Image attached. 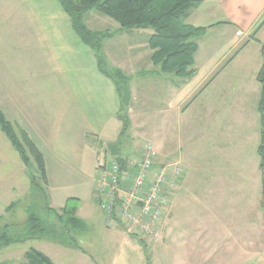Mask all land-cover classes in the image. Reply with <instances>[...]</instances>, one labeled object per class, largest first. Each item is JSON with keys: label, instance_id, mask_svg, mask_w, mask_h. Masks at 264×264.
<instances>
[{"label": "crops", "instance_id": "0c3cea01", "mask_svg": "<svg viewBox=\"0 0 264 264\" xmlns=\"http://www.w3.org/2000/svg\"><path fill=\"white\" fill-rule=\"evenodd\" d=\"M185 22L194 27H206L205 33L194 39L198 48L194 54L193 73L185 79L160 72L150 61L151 51L147 40L151 30L145 34L144 43L139 44L145 28L120 29L119 25H115L112 31L116 33L103 40L102 49L105 50L108 41L122 38L114 40V46L109 45V52L107 54L105 50L104 55L113 61L112 69H119L130 78V99L126 108L130 128L136 126L135 121L143 119L142 105L136 104L143 94L144 80L152 78L149 83H153L155 95L158 96L156 119L157 144L160 147H166L167 150L172 147L179 154L181 128H184L182 118L188 114L185 116L186 121L188 127H192V122L201 115L197 114L200 108L203 109V118L210 136L214 134L213 128L236 129L234 134L221 131L222 138L217 142V153H220L224 151L221 146L232 144V137L238 138L237 147L233 149L237 153L236 158H231L237 163L236 169H221L217 173L220 181L216 180L218 183L215 188L208 189L217 192V196L206 199L205 207L211 213L209 219L214 218L215 222L218 220L222 230L203 233V254H196L202 259L196 258L197 261H194L195 264H206L213 255L211 248L215 243L214 236L222 234L223 230L225 232L221 236L228 237V233H233L230 228L234 221L233 215L236 214L233 209L241 204L250 207L254 183L256 190L261 188L259 158L256 153L259 143L257 104L260 93L256 73L262 63L260 48L264 41V0H203L190 10ZM126 46L132 55L126 53ZM24 80L44 81L48 87L55 81L56 94L61 97V103L54 115L56 127H59V138L53 154L85 177L87 192L84 190L83 193L103 214L96 191L95 160L101 151H105L109 158L125 159L126 155L121 151L126 140L119 141L122 127L119 115L123 111L114 82L99 71L93 52L73 31L68 15L57 0H0V109L12 124L23 129L39 147L33 139L34 127L39 131L40 127L46 130L51 126L49 111L52 108L46 110L44 107L39 111L30 87L22 83ZM199 100L200 104L194 107ZM247 103L252 104L250 113L246 110ZM138 126L143 125L139 123ZM247 144H252L248 151L249 160L243 156ZM43 157L46 166V157ZM222 157L231 160L224 155ZM27 173L18 152L0 130V222L12 210L6 212V208L11 203H19L20 198L24 199L28 194L30 181ZM189 176L190 173L185 169L173 199L177 197L184 182L189 181ZM46 177L48 185L50 178L47 171ZM69 197L80 200L76 215L85 223L80 216L82 194H71L64 200L59 199L58 209ZM258 200L260 202L261 197ZM253 221L256 222L251 219L249 230L244 229L245 232L253 231L258 226ZM165 223L162 220L159 224L161 232ZM104 226L105 238L100 255L104 257L109 252L118 255L124 251L133 263L137 258L134 255L136 246H142L123 228L107 227L105 223ZM26 243L0 246V264H27L25 253L34 247ZM13 245L19 247H11ZM250 247L254 249V255L258 253L254 244ZM142 250L147 264V250ZM165 252L158 247L152 255L147 252L149 263L169 264ZM140 262L142 264V259Z\"/></svg>", "mask_w": 264, "mask_h": 264}, {"label": "rangeland", "instance_id": "374dc122", "mask_svg": "<svg viewBox=\"0 0 264 264\" xmlns=\"http://www.w3.org/2000/svg\"><path fill=\"white\" fill-rule=\"evenodd\" d=\"M84 17H86V21L84 20V22L87 23L89 28L94 29L93 31H112L114 26L118 25L114 19L95 9L88 11ZM149 32V28L143 30L142 39L139 40V44L144 43V36ZM120 39L122 38L118 37L108 41L105 47L106 51H104L108 54V46H114V40L118 41ZM122 49H124V47ZM124 50H126V53L129 52L127 46ZM104 51L102 49L105 66L108 70H111L114 68L113 61L105 57ZM22 52L23 50H21V54L23 55ZM39 53L40 52L37 51V55H39ZM149 79L152 78L144 80L145 83L142 87L143 94L136 104L142 105L143 119L141 121H135L136 126L129 127L120 137L119 141L122 140L125 142L126 140L121 152L126 155L125 158L129 159V161L131 159H138V154L143 145L147 141L151 142L158 152L157 166H161L164 163L167 164L169 162L179 161L183 167V176L185 174V169L190 173V176L189 181L186 180L181 190L179 189L180 191L177 197L173 199V195L170 200L168 214L164 218L166 223L164 224L163 232L160 230V239H162V241L160 242L159 240L153 243L147 242L142 237L137 238L144 241L146 250L151 255L157 247L158 249L161 248L162 251L165 250L166 258L169 259V264H195V261L202 259V257L198 255L203 254L201 251L204 249L205 242L203 233L222 230V224H220L218 220L215 222L214 218L212 220L209 219L211 213H208L205 203L207 198L210 199V196H217V192L208 191V189L215 188L214 186L220 181V177L217 173L220 172L221 169H236L237 161L231 158H236L237 153L233 151V149L237 147V137H232V144L226 147L221 146V150L224 151L217 153L219 150L217 142L222 138L220 135L221 131L225 134H234L236 129L234 127L222 129L213 128L214 134L210 136V134L207 133L209 130L206 127V121L203 118V109L200 108L197 114L201 113V115L192 122V127H188L189 123L186 121L187 118L185 116L188 114L182 118V123H184L182 125L184 128H181V150L179 154L177 150L172 147L170 150H167L166 147L165 149L160 147L157 144L158 118L156 114V101H158V96L155 95L156 88L152 82L149 83ZM22 83L28 84L30 87L31 96L36 100V107L39 111L43 110L44 107L46 110H49L50 107L53 109V113L52 109L49 111V123L51 126H48L46 130L40 127L39 131L34 127L35 132L32 131L35 133H33V139L37 142L39 150L46 157L45 171H47L49 175L50 182L48 185H44L41 182L39 172L33 161L30 163V168L26 167L22 161L28 172L30 190L24 199L20 198L21 200H19V203L17 202L18 204L11 210L9 216L7 215L5 219H2L0 226L8 224L10 226L9 232L15 233L19 231L27 219L26 210L28 206H31L40 217L47 220L51 215L47 206L58 209V204H60V202L58 203L59 199L64 200L66 196H70L71 194H82L80 216L84 218L85 223L82 230H73L71 232V235L75 237L81 249H79V247L75 248L73 246L60 245L42 238L33 239L24 243L48 255L55 264H110L111 260H114L112 264H141V259L142 264H145L142 247L138 248L136 246L134 255H136L137 258H135L133 263L129 261L127 253L124 251L120 252L118 255L117 253L110 252L109 255L104 257L100 255L103 249V240L105 238L103 231L106 229L103 222L104 215L91 201H88L86 194L83 193L84 190L87 192V186L86 189L84 186L86 183L85 177L82 176L80 172L68 167L61 158L57 159L53 154L57 146L56 140L59 131V127H56L54 115L61 103V97L56 94L57 88L55 87V81H52L50 87L46 86L45 82L40 80H24ZM223 84L225 85L226 83ZM202 99H204V96ZM200 101L201 100H199L194 107L198 106ZM246 107L247 113H250L252 104L247 103ZM139 123L143 126L139 127ZM224 123H228V121ZM170 134H172V129ZM251 146L252 144L246 145L247 150L246 153L243 154L246 160H249L250 154L248 151ZM223 155L229 157L231 160L222 157ZM33 175L41 185V188L37 190L38 192L31 191V177ZM225 178L227 179V177ZM216 180L218 181L215 182ZM251 195L253 201L250 207L246 208L245 204H241L233 209L236 211V214L233 215V224L230 226L233 233H228V237L221 236L225 232L223 230L222 234L218 233L214 236L216 239L211 248V250H213V255L210 254L211 257H208L209 260L206 264H264V209L261 208L258 200V198L261 197V188L256 190L255 183ZM256 200H258V203ZM258 209L261 210L260 214L258 213ZM251 219H254L256 222L253 221V223H257L258 226H255L253 231L245 232L244 229L249 230L248 226ZM252 235H255V237H252ZM253 244L258 251L255 255L252 253L254 249L250 247ZM11 247H19V245H13ZM250 248H252V251ZM196 258L197 260H195ZM178 260L181 262L179 263Z\"/></svg>", "mask_w": 264, "mask_h": 264}, {"label": "trees", "instance_id": "16d2710c", "mask_svg": "<svg viewBox=\"0 0 264 264\" xmlns=\"http://www.w3.org/2000/svg\"><path fill=\"white\" fill-rule=\"evenodd\" d=\"M70 19L73 31L81 42L94 54L99 71L110 78L120 98L122 113L119 115L122 121L121 135L129 129L130 121L126 113L130 94L128 89L129 76L119 69L108 70L102 55L103 40L112 37L116 31H93L84 22L85 14L95 9L98 12L111 17L119 25L120 29L149 28L151 34L147 40L150 49V61L165 74H174L181 79L192 75L194 54L198 48L196 37L202 36L206 27H194L185 22L190 10L203 0H57ZM262 63L256 73V80L260 85L257 111L259 114V143L256 153L259 158V170L261 178L260 206L264 209V41L261 43ZM0 130L7 136L12 147L18 152L20 158L30 168L34 162L41 182L46 185L47 177L45 162L42 152L31 140L28 134L21 128L12 124L0 110ZM122 170L125 169V159L118 157ZM41 185L34 175L31 177V191L38 192ZM11 203L6 212L17 205ZM80 200L69 197L65 204L59 208L47 206L51 213L46 220L38 215L31 206L27 207V219L19 231L10 233L8 224L0 226V246L7 247L12 244L24 243L31 239H47L54 243L78 247L75 237L71 235L73 230H82L84 222L77 215ZM54 219H53V218ZM136 239L142 248L146 249L142 239L129 234ZM146 262L149 256L145 252ZM27 264H54L43 252L35 248H29L25 253Z\"/></svg>", "mask_w": 264, "mask_h": 264}, {"label": "built area", "instance_id": "2783aa9c", "mask_svg": "<svg viewBox=\"0 0 264 264\" xmlns=\"http://www.w3.org/2000/svg\"><path fill=\"white\" fill-rule=\"evenodd\" d=\"M138 159L125 158L121 168L118 158L105 151L97 156L96 191L107 227H121L127 234L147 242L160 240V222L168 214L170 200L183 177L179 161L157 166L158 152L146 142Z\"/></svg>", "mask_w": 264, "mask_h": 264}]
</instances>
